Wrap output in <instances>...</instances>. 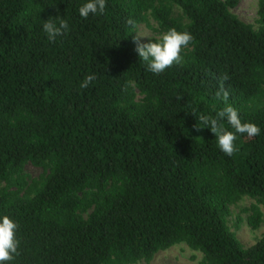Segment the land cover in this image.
I'll list each match as a JSON object with an SVG mask.
<instances>
[{
    "label": "trees",
    "instance_id": "16d2710c",
    "mask_svg": "<svg viewBox=\"0 0 264 264\" xmlns=\"http://www.w3.org/2000/svg\"><path fill=\"white\" fill-rule=\"evenodd\" d=\"M82 2L0 0V215L18 222L20 241L11 264H141L182 244L198 264H264V235L245 247L229 226L244 197L264 206V0L256 26L231 11L239 0H108L87 19ZM57 15L70 28L49 41L42 24ZM140 24L158 34L141 43L190 32L183 63L147 71ZM226 104L262 129L239 136L232 156L197 119ZM29 163L42 174L30 178ZM262 216L256 206L248 223Z\"/></svg>",
    "mask_w": 264,
    "mask_h": 264
},
{
    "label": "clouds",
    "instance_id": "9594fccd",
    "mask_svg": "<svg viewBox=\"0 0 264 264\" xmlns=\"http://www.w3.org/2000/svg\"><path fill=\"white\" fill-rule=\"evenodd\" d=\"M108 0H83L78 8L81 18L87 19L89 16L104 15L107 9ZM56 19L44 20L42 30L47 35L49 41H55L69 31L70 25L67 19L60 15ZM128 24L135 28V22L131 19ZM135 37L136 51L140 61L144 64L147 71L159 75L173 65H180L184 60V52L193 41V35L188 31H178L174 28L164 32L153 42L141 43L140 37L147 36L139 31ZM96 79L90 74L81 82V88H88ZM229 92L221 87L216 93L218 99L227 100ZM195 115L196 113L193 112ZM197 116V115H196ZM198 123L204 125L203 128H210L215 134L219 149L227 156H232L239 150L236 141L239 136L256 137L260 135L262 129L254 122H246L242 119L239 110L226 104L215 116L200 114ZM226 121L232 130L224 127ZM199 127V126H198ZM201 128V127H200ZM18 222L9 215H0V264H11L18 254L20 241L18 239Z\"/></svg>",
    "mask_w": 264,
    "mask_h": 264
},
{
    "label": "rangeland",
    "instance_id": "374dc122",
    "mask_svg": "<svg viewBox=\"0 0 264 264\" xmlns=\"http://www.w3.org/2000/svg\"><path fill=\"white\" fill-rule=\"evenodd\" d=\"M258 2L259 0H239L238 5L231 8V11L238 15L243 21L256 26ZM152 25L155 26L154 23H152ZM137 31L147 35L141 36L140 42H146L150 38L158 35L153 31L152 26L149 27L145 24H140ZM25 170L30 178L38 177L43 172L41 167L33 166L31 163L26 166ZM28 183L29 186L32 184V181L29 180ZM24 191H22V193H24ZM256 206L263 215V222L258 229L253 228L248 223L249 218L256 210ZM229 226L236 232L237 237L245 247L253 245L264 235V206L258 204L253 198L244 197L241 201L231 206ZM201 258L202 254L200 252H194L186 244H182L173 246L168 250L159 251L149 263L143 262L141 264H198Z\"/></svg>",
    "mask_w": 264,
    "mask_h": 264
}]
</instances>
